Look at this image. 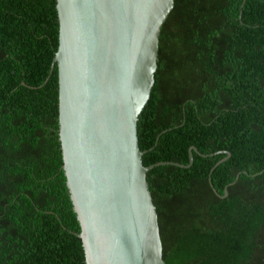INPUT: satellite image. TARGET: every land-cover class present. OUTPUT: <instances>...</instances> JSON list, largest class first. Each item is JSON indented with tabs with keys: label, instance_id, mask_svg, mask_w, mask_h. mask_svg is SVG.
<instances>
[{
	"label": "trees",
	"instance_id": "trees-1",
	"mask_svg": "<svg viewBox=\"0 0 264 264\" xmlns=\"http://www.w3.org/2000/svg\"><path fill=\"white\" fill-rule=\"evenodd\" d=\"M56 5L0 0V264H86L62 170ZM155 80L145 166L231 153L211 175L219 195L223 153L148 173L166 264H264V0H175Z\"/></svg>",
	"mask_w": 264,
	"mask_h": 264
},
{
	"label": "water",
	"instance_id": "water-1",
	"mask_svg": "<svg viewBox=\"0 0 264 264\" xmlns=\"http://www.w3.org/2000/svg\"><path fill=\"white\" fill-rule=\"evenodd\" d=\"M175 0H57L59 140L86 264H166L139 117L151 98L161 29ZM164 131L163 133H165ZM162 133V134H163ZM239 176L236 177V180ZM231 183V185H233ZM228 190L221 197H227Z\"/></svg>",
	"mask_w": 264,
	"mask_h": 264
}]
</instances>
